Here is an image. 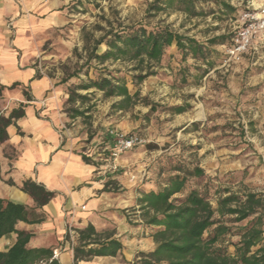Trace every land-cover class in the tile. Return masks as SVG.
<instances>
[{
    "label": "rangeland",
    "instance_id": "rangeland-1",
    "mask_svg": "<svg viewBox=\"0 0 264 264\" xmlns=\"http://www.w3.org/2000/svg\"><path fill=\"white\" fill-rule=\"evenodd\" d=\"M217 1L199 0L198 9L207 14L188 16L171 7L153 9L159 0H83V5L78 0H50L65 21L40 33L33 62L38 75L58 77L69 83V89L102 75L122 77L132 93H140L136 104L118 110L114 103L121 97H105L96 88L80 90L89 95L83 104L89 108L85 114L91 125L92 121L99 123L102 138L110 126L147 139L144 145L124 153L114 170L122 176L129 175L134 183L135 203L129 206L130 211L140 210L137 197L141 191L158 189L171 176L184 175L179 169L195 166L202 167L204 175L188 176L184 193L175 197L199 188L216 206L220 196L230 193L242 197L249 191L264 194V31L253 38L239 58L228 54L233 38L247 22L245 13L264 17V0H227L236 7L228 13L220 12ZM140 25L148 29L168 25L195 37L211 47L212 64L191 55L183 60L173 45L162 62L152 66L155 74L137 83L135 75L139 72L133 69L132 61H88L95 39L110 29ZM218 35L226 36L225 42L209 45L208 38ZM106 49V43H102L99 53ZM184 70L188 76L185 82ZM175 105H185L187 110L173 113L169 107ZM92 131L96 133L98 129L93 127L89 133ZM111 188L119 187L113 184ZM231 217L227 215L222 220L232 228L225 245L233 252V243L240 239L237 228L247 220L236 222Z\"/></svg>",
    "mask_w": 264,
    "mask_h": 264
},
{
    "label": "crops",
    "instance_id": "crops-1",
    "mask_svg": "<svg viewBox=\"0 0 264 264\" xmlns=\"http://www.w3.org/2000/svg\"><path fill=\"white\" fill-rule=\"evenodd\" d=\"M64 21L63 13L54 11L50 0H0V82L5 86L21 83L3 90L0 113L8 116L26 102L23 86L30 88L34 98L27 102L26 115L7 128L9 138L0 141V197L27 205L29 217L41 219L20 220L16 225L32 234L29 247L54 249L62 264H126L134 261L140 251L149 252L156 246L151 227L137 215L141 210L129 209L135 203L134 183L129 175L122 176L105 163L109 150H102L101 157L87 153L100 143L99 123L92 121L91 125L83 116L71 117V106L81 110L87 107L79 102L68 103L69 83L48 74L38 75L33 65L40 33ZM93 127L98 131L90 134ZM109 127L104 130L105 137ZM26 180L43 184L55 196L37 207L32 195L23 189ZM113 184L119 188H111ZM134 212L138 213L132 215ZM137 216L140 218L133 219ZM90 223L98 232H113L112 237L123 243L118 255L74 261L73 246L79 236L76 229ZM71 226L76 233L70 232L68 240ZM16 240V232L4 235L0 250L7 251Z\"/></svg>",
    "mask_w": 264,
    "mask_h": 264
},
{
    "label": "trees",
    "instance_id": "trees-1",
    "mask_svg": "<svg viewBox=\"0 0 264 264\" xmlns=\"http://www.w3.org/2000/svg\"><path fill=\"white\" fill-rule=\"evenodd\" d=\"M97 2V0H93ZM199 0H159L152 8L160 11L175 8L188 16H204V9H198ZM84 4L83 0H78ZM161 2V3H160ZM220 12H233L236 7L227 0L217 1ZM90 35H87L89 40ZM226 36L218 35L208 38L209 45L225 42ZM106 43L107 49L99 53V46ZM175 45L182 54L183 60L188 56L203 59L212 64L211 47L200 42L195 37L182 34L170 26H158L148 29L144 25L127 27V29H110L95 39L93 47L89 50L88 61L96 58L100 63L109 60L132 61L133 69L138 70L135 75L137 83H141L148 76L155 74L152 66L159 65L167 50ZM183 81L188 80L186 71H183ZM20 82L5 86L0 82V97L5 88H16ZM96 88L102 91L105 97H121L114 103L118 110H127L137 102L139 91L132 93L127 81L122 77L99 76L88 83H81L70 88L68 103L79 101L85 104L89 95L78 90ZM26 102H21L12 109L8 116L0 113V141L9 138L7 128L15 124L18 119L26 115L27 102L33 100L28 86L22 87ZM173 113H183L187 110L185 105L169 107ZM89 108L79 109L71 106L68 109L71 117L83 116L89 122L85 112ZM90 123V122H89ZM84 158L89 160L88 157ZM184 175L171 176L166 184L158 189L141 191L137 197V204L141 210L143 223L151 227V236L156 244L155 249L149 252L140 251L134 261L126 264H264V194L249 191L244 197L230 193L220 196L216 206L209 199L207 192L199 188L189 189L183 197H175L177 193H184L188 176H202L205 171L200 166L193 169H179ZM24 191L35 199L37 207L47 204L55 193L46 189L43 184L33 180L23 183ZM30 208L21 203L0 197V238L16 232V242L7 250H0V264H62L55 257L52 248H31L28 242L32 234L16 227L18 221L37 222L40 218L31 219ZM219 215V217H217ZM230 215L231 221L245 224L237 228L240 239L234 242V251L230 252L225 245L227 235L232 228L222 218ZM78 232L77 243L73 246L74 261L92 260L96 256H116L123 243L113 232H98L93 224ZM67 239L70 240L68 227Z\"/></svg>",
    "mask_w": 264,
    "mask_h": 264
},
{
    "label": "built area",
    "instance_id": "built-area-1",
    "mask_svg": "<svg viewBox=\"0 0 264 264\" xmlns=\"http://www.w3.org/2000/svg\"><path fill=\"white\" fill-rule=\"evenodd\" d=\"M246 24L237 32L233 38L232 45L228 48V54L231 58H239L246 52L252 44L253 38L264 31V17H257L251 12H246ZM147 139L136 132H126L117 128H109L107 137L101 138L96 148L88 150L90 156L99 154L102 150H109V156L106 161H110L112 168L118 167L119 158L126 152L142 146ZM101 157V154H99ZM85 208V206H83ZM71 233H76L74 228L70 227Z\"/></svg>",
    "mask_w": 264,
    "mask_h": 264
}]
</instances>
